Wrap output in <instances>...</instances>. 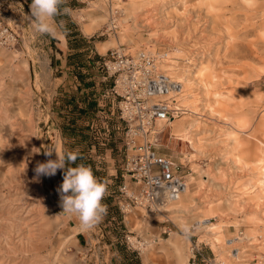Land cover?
I'll use <instances>...</instances> for the list:
<instances>
[{
  "label": "rangeland",
  "instance_id": "1",
  "mask_svg": "<svg viewBox=\"0 0 264 264\" xmlns=\"http://www.w3.org/2000/svg\"><path fill=\"white\" fill-rule=\"evenodd\" d=\"M67 3L53 36L35 31L31 0H0V26L15 38L0 45V264H189L197 249L196 264H264V0ZM73 26L90 45L81 60L65 35ZM120 46L151 50L183 80L182 93L163 97L181 110L135 140L184 167L192 207H121L126 125L108 114L92 63ZM68 152L107 183V213L90 229L63 212L64 170L35 173Z\"/></svg>",
  "mask_w": 264,
  "mask_h": 264
},
{
  "label": "built area",
  "instance_id": "2",
  "mask_svg": "<svg viewBox=\"0 0 264 264\" xmlns=\"http://www.w3.org/2000/svg\"><path fill=\"white\" fill-rule=\"evenodd\" d=\"M100 1L113 4L115 0ZM112 12L115 14L117 10ZM14 41L9 29L0 26V45L4 47ZM161 60L149 49L120 46L99 55L95 62L102 82L111 83L102 92L101 100L109 107L110 117L126 125L127 155L122 168L125 181L118 188L125 211L142 208L154 215H164L188 184L181 164L157 154L152 142L137 145L135 140L141 134L147 135L156 123L171 121L173 113L180 111L171 107L176 101L163 99L180 93L181 83L161 71ZM116 128L121 130L120 126ZM134 149L137 153L131 152ZM202 256L199 249L193 250L189 264H196Z\"/></svg>",
  "mask_w": 264,
  "mask_h": 264
},
{
  "label": "clouds",
  "instance_id": "3",
  "mask_svg": "<svg viewBox=\"0 0 264 264\" xmlns=\"http://www.w3.org/2000/svg\"><path fill=\"white\" fill-rule=\"evenodd\" d=\"M66 3L67 0H31L29 19L35 31L55 36L57 26L53 21L55 17L69 13L67 7H62ZM53 151L47 150L45 155L51 156ZM78 158V152L57 154L55 160L38 162L35 173L37 177L54 176L58 169L64 170L63 182L57 189L63 212L77 216L81 225L90 229L107 213V206L102 203L107 193V183L95 177L90 166L76 164ZM181 227L187 235L188 227Z\"/></svg>",
  "mask_w": 264,
  "mask_h": 264
},
{
  "label": "bare ground",
  "instance_id": "4",
  "mask_svg": "<svg viewBox=\"0 0 264 264\" xmlns=\"http://www.w3.org/2000/svg\"><path fill=\"white\" fill-rule=\"evenodd\" d=\"M87 33H92V27L91 26H87ZM184 76V75H183ZM182 78V77H181ZM185 81H186V84H188L189 83V79L187 78V76H184V78H183ZM182 81L183 80H180V81H178L179 82V84H180V87L178 88L179 89V91H180V93H182L183 92V88L185 87L184 85H182ZM189 85V84H188ZM185 96V95H184ZM174 101H176L175 103H177V100L175 99ZM191 108V107H190ZM178 110H181L180 108H177ZM188 111H190V112H193V113H195V111L194 110H192V109H187ZM173 120V119H172ZM171 120V121H172ZM160 126V125H159ZM163 127V126H162ZM175 131H181L182 129H183V123H177L175 126ZM180 135V134H179ZM182 136H186V133H184ZM187 137V136H186ZM190 137V136H189ZM191 138V137H190ZM192 141V140H191ZM191 143H193V142H191ZM178 205H177V207H179L180 209H185V208H189V207H192V205H193V203H194V195L192 194V192H191V190H190V187L188 186V184H187V187H186V189H185V191L180 195V197L178 198V199H176V200H174ZM174 202V203H175ZM173 204V203H172ZM171 204V205H172ZM170 205V206H171ZM169 206V207H170ZM169 209V208H168ZM168 211V210H167ZM202 224V221H197V222H195V226L196 227H200V225ZM168 246L169 247H171L169 244H167V245H164V246H162V248L163 249H166V248H168ZM172 263V262H171ZM162 264V263H161ZM173 264V263H172Z\"/></svg>",
  "mask_w": 264,
  "mask_h": 264
},
{
  "label": "trees",
  "instance_id": "5",
  "mask_svg": "<svg viewBox=\"0 0 264 264\" xmlns=\"http://www.w3.org/2000/svg\"><path fill=\"white\" fill-rule=\"evenodd\" d=\"M69 6H70L69 3L63 5V7H69ZM73 28H74L73 33L71 34L65 33V35L68 39L70 49L75 50V53L73 55H75L78 60H81L82 57L84 56V53L86 55H89L90 45L81 38L80 34L77 33V30L74 26ZM98 60H99V55H94L92 62H97ZM78 62L81 63L80 61Z\"/></svg>",
  "mask_w": 264,
  "mask_h": 264
},
{
  "label": "crops",
  "instance_id": "6",
  "mask_svg": "<svg viewBox=\"0 0 264 264\" xmlns=\"http://www.w3.org/2000/svg\"><path fill=\"white\" fill-rule=\"evenodd\" d=\"M88 28H87V26L85 27V33L86 34H88V35H90L89 33H87V30ZM63 37V39L65 40V37L64 36H62ZM100 50H101V48H99ZM101 56V55H100ZM88 58H90V56L88 57ZM93 63V65H94V67L96 68V64H95V62H92ZM109 85H111V83L109 82V83H104L103 84V88H105L106 89V87H108ZM107 111L109 112L110 110H109V107L107 108ZM107 136H108V134H106ZM109 156V155H108ZM109 158H111V157H109ZM107 159V162H108V169H109V174L110 175H113V173H112V169L111 168H113L114 167V160H112V161H110V159Z\"/></svg>",
  "mask_w": 264,
  "mask_h": 264
}]
</instances>
